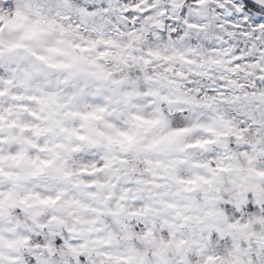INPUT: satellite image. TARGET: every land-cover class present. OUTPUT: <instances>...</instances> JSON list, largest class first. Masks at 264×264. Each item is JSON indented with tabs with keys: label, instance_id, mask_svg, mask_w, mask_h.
Instances as JSON below:
<instances>
[{
	"label": "snow or ice",
	"instance_id": "obj_1",
	"mask_svg": "<svg viewBox=\"0 0 264 264\" xmlns=\"http://www.w3.org/2000/svg\"><path fill=\"white\" fill-rule=\"evenodd\" d=\"M0 264H264V0H0Z\"/></svg>",
	"mask_w": 264,
	"mask_h": 264
}]
</instances>
